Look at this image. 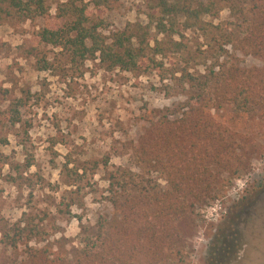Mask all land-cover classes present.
I'll return each instance as SVG.
<instances>
[{
	"label": "rangeland",
	"instance_id": "1",
	"mask_svg": "<svg viewBox=\"0 0 264 264\" xmlns=\"http://www.w3.org/2000/svg\"><path fill=\"white\" fill-rule=\"evenodd\" d=\"M66 1L80 4L47 0L52 17ZM84 1L110 38L134 23L150 24L147 0ZM250 8L251 0H223L200 25L191 20L195 25L186 27L182 16L176 32L152 28L171 57L165 68L198 76L216 63L217 70L240 65L264 75V54L246 53L236 39L244 17L253 16ZM45 22L6 5L0 10V264H31L30 247L60 249L74 261L83 237L112 213L106 191L112 170L133 168L164 184L158 172L142 171L135 147L149 120L194 94L181 72L162 77L153 65L128 71L73 59L70 50L39 40ZM171 40L186 47L174 53ZM215 117L246 137L249 166L238 177L226 175L230 183L201 208L186 261L175 264H207L212 240L223 231L236 232L242 246L229 264H264V107L239 114L227 106Z\"/></svg>",
	"mask_w": 264,
	"mask_h": 264
},
{
	"label": "trees",
	"instance_id": "2",
	"mask_svg": "<svg viewBox=\"0 0 264 264\" xmlns=\"http://www.w3.org/2000/svg\"><path fill=\"white\" fill-rule=\"evenodd\" d=\"M94 1L97 6L105 3ZM220 1L223 0H198L194 6L193 0H147L150 24L134 23L130 32L124 30L110 38L102 31L103 20L89 12L84 0L80 4L61 3L55 17L50 14L47 0H0V10L6 5L26 19H45L39 40L70 50L73 59L96 58L108 69L128 71L153 65L162 77L181 72L180 79L194 90L189 101L149 120L148 129L135 147L142 171L158 172L164 184L158 179L140 178L142 172L133 168L112 170L106 190L112 213L101 215L97 232L83 237L75 260L71 261L60 249L30 247L27 252L31 264L185 263L188 239L200 223L201 208L217 199L230 183L226 175L238 177L249 166L246 137L217 121L216 112L227 106L239 114L264 107V75L240 65L221 64L217 70L216 63L198 76L165 68L171 57L162 40L152 36L151 29L176 32L182 16L184 26L200 25L202 15L217 9ZM250 10L253 16L244 17V34L236 39L246 53L262 55L264 0H251ZM170 45L174 53L186 47L184 41L178 40H171ZM231 234L236 237L224 231L216 234L207 264H229L236 257L242 246L237 233Z\"/></svg>",
	"mask_w": 264,
	"mask_h": 264
}]
</instances>
